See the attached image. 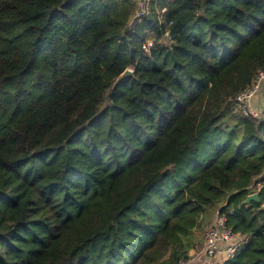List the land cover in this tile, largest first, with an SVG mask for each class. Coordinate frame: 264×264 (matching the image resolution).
Masks as SVG:
<instances>
[{"label": "trees", "instance_id": "1", "mask_svg": "<svg viewBox=\"0 0 264 264\" xmlns=\"http://www.w3.org/2000/svg\"><path fill=\"white\" fill-rule=\"evenodd\" d=\"M135 8L0 0V264H177L217 208L264 264V0Z\"/></svg>", "mask_w": 264, "mask_h": 264}, {"label": "built area", "instance_id": "2", "mask_svg": "<svg viewBox=\"0 0 264 264\" xmlns=\"http://www.w3.org/2000/svg\"><path fill=\"white\" fill-rule=\"evenodd\" d=\"M136 8L132 18L129 21V27H133L137 23L142 22L146 17L151 14L152 6L157 0H131ZM264 82V68L261 69L253 84L247 87L236 98V104L245 113H249L253 116H259V112H255L250 105L251 100L261 90ZM264 185V181L257 180L253 183V192L259 191ZM227 213L223 212L220 208L214 211V218L212 222L206 226L204 232V253L212 258L222 256L224 260L230 261L235 258L239 249L248 243L249 236L243 233L235 232L227 224ZM196 244L190 253L189 259H181L177 264H195L193 261L194 251L197 250ZM194 253V254H193Z\"/></svg>", "mask_w": 264, "mask_h": 264}, {"label": "crops", "instance_id": "3", "mask_svg": "<svg viewBox=\"0 0 264 264\" xmlns=\"http://www.w3.org/2000/svg\"><path fill=\"white\" fill-rule=\"evenodd\" d=\"M264 91V84L262 85V89L258 92V94L251 100V103H254V107L257 109L256 106L260 107L262 109L261 111L264 112V105L262 106V103L260 101L258 102L257 97L263 93ZM260 100V98H258ZM256 105V106H255ZM215 211V210H214ZM214 218V212L208 215L205 219L207 220V223H204L203 228L199 229V232L195 231L196 233V244L198 245L197 250L194 251L193 261L195 264H223L224 258L222 256L212 258L207 256L204 251V232L207 225H209ZM192 252V250H191Z\"/></svg>", "mask_w": 264, "mask_h": 264}, {"label": "water", "instance_id": "4", "mask_svg": "<svg viewBox=\"0 0 264 264\" xmlns=\"http://www.w3.org/2000/svg\"><path fill=\"white\" fill-rule=\"evenodd\" d=\"M134 74V70L132 68H127L117 79L116 83H119L120 81H123L125 79L130 78L132 75ZM251 202H257V203H261V199H260V195L259 192H253L251 193L245 203L248 205ZM264 209V206L262 207Z\"/></svg>", "mask_w": 264, "mask_h": 264}, {"label": "rangeland", "instance_id": "5", "mask_svg": "<svg viewBox=\"0 0 264 264\" xmlns=\"http://www.w3.org/2000/svg\"><path fill=\"white\" fill-rule=\"evenodd\" d=\"M147 43H148L147 47H150V45H152V41H151V40H149ZM258 98H260V100H259ZM257 100H258V102L260 101V103H262V106L264 105V91H263V93H261V94L257 97ZM250 103H251V102H250ZM253 105H254V103H253V104L251 103V106H252L253 111H255V112H257V113L259 112V113H258L259 116H261V115L264 114V112L261 111L262 109H260V107H258V106L255 105V106L257 107V109H256ZM259 180H261V182L264 181V180H262L261 178H259ZM209 215H210V214H209ZM206 221H207V220H205L204 223H207ZM202 228H203V226L200 227V228H198L196 231L199 232V229H202Z\"/></svg>", "mask_w": 264, "mask_h": 264}]
</instances>
